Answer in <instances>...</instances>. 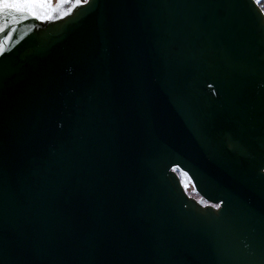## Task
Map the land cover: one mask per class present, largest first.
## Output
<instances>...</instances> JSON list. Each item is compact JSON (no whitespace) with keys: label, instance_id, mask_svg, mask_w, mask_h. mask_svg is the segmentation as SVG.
<instances>
[{"label":"water","instance_id":"water-1","mask_svg":"<svg viewBox=\"0 0 264 264\" xmlns=\"http://www.w3.org/2000/svg\"><path fill=\"white\" fill-rule=\"evenodd\" d=\"M52 9L0 18V264H264L259 2Z\"/></svg>","mask_w":264,"mask_h":264},{"label":"snow or ice","instance_id":"snow-or-ice-1","mask_svg":"<svg viewBox=\"0 0 264 264\" xmlns=\"http://www.w3.org/2000/svg\"><path fill=\"white\" fill-rule=\"evenodd\" d=\"M79 3L80 0H77ZM86 2V0H85ZM43 10L51 11L52 0H0V18H7L5 14L14 13L18 16L32 15L38 19L50 18L40 16ZM3 26L0 25V31ZM214 207L219 208L220 205L216 204Z\"/></svg>","mask_w":264,"mask_h":264},{"label":"flooded vegetation","instance_id":"flooded-vegetation-1","mask_svg":"<svg viewBox=\"0 0 264 264\" xmlns=\"http://www.w3.org/2000/svg\"><path fill=\"white\" fill-rule=\"evenodd\" d=\"M55 1L57 2L58 0H55ZM62 1H63L64 7L69 8L74 0H62ZM190 189H193V188L187 187V190L190 194H192L193 196H195L199 199L202 198L199 194L196 193V191L194 189H193L194 191H191Z\"/></svg>","mask_w":264,"mask_h":264},{"label":"trees","instance_id":"trees-1","mask_svg":"<svg viewBox=\"0 0 264 264\" xmlns=\"http://www.w3.org/2000/svg\"><path fill=\"white\" fill-rule=\"evenodd\" d=\"M259 2V4L262 6V8L264 9V0H257Z\"/></svg>","mask_w":264,"mask_h":264},{"label":"rangeland","instance_id":"rangeland-1","mask_svg":"<svg viewBox=\"0 0 264 264\" xmlns=\"http://www.w3.org/2000/svg\"><path fill=\"white\" fill-rule=\"evenodd\" d=\"M190 188H192V186L190 185ZM191 191H194L193 189H190ZM197 193V192H196ZM198 194V193H197Z\"/></svg>","mask_w":264,"mask_h":264}]
</instances>
